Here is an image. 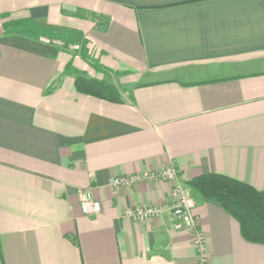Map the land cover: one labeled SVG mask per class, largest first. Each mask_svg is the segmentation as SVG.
<instances>
[{
	"label": "crops",
	"instance_id": "0c3cea01",
	"mask_svg": "<svg viewBox=\"0 0 264 264\" xmlns=\"http://www.w3.org/2000/svg\"><path fill=\"white\" fill-rule=\"evenodd\" d=\"M79 77L122 103L78 92ZM170 165L181 185L218 174L264 191V0H0V264H199L171 212L125 217L168 205L173 183L111 185ZM194 198L207 264H264V246Z\"/></svg>",
	"mask_w": 264,
	"mask_h": 264
},
{
	"label": "trees",
	"instance_id": "16d2710c",
	"mask_svg": "<svg viewBox=\"0 0 264 264\" xmlns=\"http://www.w3.org/2000/svg\"><path fill=\"white\" fill-rule=\"evenodd\" d=\"M78 92L111 103H122L114 86L105 82L79 77L75 81ZM187 186L200 198L215 202L234 218L243 239L264 246V191L232 178L207 174L193 179Z\"/></svg>",
	"mask_w": 264,
	"mask_h": 264
},
{
	"label": "built area",
	"instance_id": "2783aa9c",
	"mask_svg": "<svg viewBox=\"0 0 264 264\" xmlns=\"http://www.w3.org/2000/svg\"><path fill=\"white\" fill-rule=\"evenodd\" d=\"M179 171L175 165L154 173H145L140 176L117 177L112 180L113 188H131L145 181H164L173 183L172 200L168 205L147 206L131 208L125 212V217L138 222H149L159 219L165 213L171 212L175 222L174 229L191 232L198 254L199 264H207L206 237L200 231L197 219L194 215L196 200L193 191L187 186L178 183ZM78 196L83 213L87 216H98L102 211L101 204L93 198L89 190L79 189Z\"/></svg>",
	"mask_w": 264,
	"mask_h": 264
},
{
	"label": "rangeland",
	"instance_id": "374dc122",
	"mask_svg": "<svg viewBox=\"0 0 264 264\" xmlns=\"http://www.w3.org/2000/svg\"><path fill=\"white\" fill-rule=\"evenodd\" d=\"M24 32H28L30 36H38V38H45L47 40H50L51 42H58L60 45H62L66 49H74L75 42L66 38L63 39L62 36L63 34L53 32L51 30H46V29H39V28H32L30 27L29 24L24 25V29H22ZM72 37V36H71ZM72 39V38H71ZM80 49V48H79ZM187 186V185H184ZM188 187V186H187ZM189 188V187H188ZM194 195V193H193Z\"/></svg>",
	"mask_w": 264,
	"mask_h": 264
}]
</instances>
